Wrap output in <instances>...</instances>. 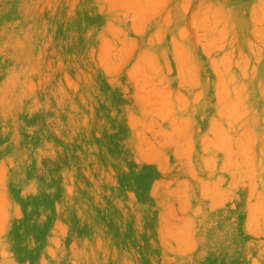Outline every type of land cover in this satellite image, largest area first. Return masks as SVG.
I'll return each mask as SVG.
<instances>
[{
	"label": "rangeland",
	"instance_id": "obj_1",
	"mask_svg": "<svg viewBox=\"0 0 264 264\" xmlns=\"http://www.w3.org/2000/svg\"><path fill=\"white\" fill-rule=\"evenodd\" d=\"M0 264H264V0H0Z\"/></svg>",
	"mask_w": 264,
	"mask_h": 264
}]
</instances>
